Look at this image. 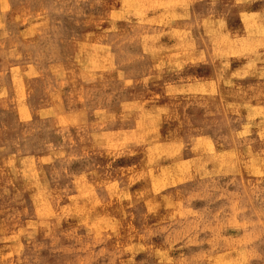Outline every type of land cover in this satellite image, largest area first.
I'll return each instance as SVG.
<instances>
[{"label":"rangeland","instance_id":"obj_1","mask_svg":"<svg viewBox=\"0 0 264 264\" xmlns=\"http://www.w3.org/2000/svg\"><path fill=\"white\" fill-rule=\"evenodd\" d=\"M0 264H264V0H0Z\"/></svg>","mask_w":264,"mask_h":264},{"label":"bare ground","instance_id":"obj_2","mask_svg":"<svg viewBox=\"0 0 264 264\" xmlns=\"http://www.w3.org/2000/svg\"><path fill=\"white\" fill-rule=\"evenodd\" d=\"M241 3V2H240ZM244 4V3H243ZM235 5V4H234ZM242 10V9H241ZM240 11V10H239ZM247 13V12H246ZM244 15V14H243ZM243 18H245V17H243ZM241 21V20H240ZM250 21H251V19H250ZM244 24V23H243ZM245 28V27H244ZM247 28V27H246ZM261 69V68H260ZM255 71V70H254ZM259 71V70H258ZM261 71V70H260ZM20 79V78H19ZM22 81V80H21ZM21 85V84H20ZM20 85H19V88H20ZM22 87H23V85H21ZM155 119V118H154ZM155 121H158L157 119L155 120ZM158 123V122H157ZM152 128H153V125H152ZM154 129V128H153ZM154 131V130H153Z\"/></svg>","mask_w":264,"mask_h":264}]
</instances>
